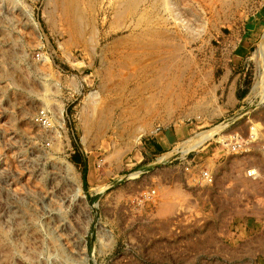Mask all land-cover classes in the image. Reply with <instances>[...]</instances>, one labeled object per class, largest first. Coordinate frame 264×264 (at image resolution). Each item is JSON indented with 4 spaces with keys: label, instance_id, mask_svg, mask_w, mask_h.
Segmentation results:
<instances>
[{
    "label": "rangeland",
    "instance_id": "1",
    "mask_svg": "<svg viewBox=\"0 0 264 264\" xmlns=\"http://www.w3.org/2000/svg\"><path fill=\"white\" fill-rule=\"evenodd\" d=\"M71 1L0 0V264H264V0Z\"/></svg>",
    "mask_w": 264,
    "mask_h": 264
},
{
    "label": "built area",
    "instance_id": "2",
    "mask_svg": "<svg viewBox=\"0 0 264 264\" xmlns=\"http://www.w3.org/2000/svg\"><path fill=\"white\" fill-rule=\"evenodd\" d=\"M53 98V97H52ZM52 106L50 109L48 106L35 109L30 118L35 122V124L46 125L50 121V118H65L63 112L64 108L57 113ZM257 126L249 124L245 133L234 131L227 136H224L217 141L219 149L224 154H235V155H247L253 151L255 146L264 150V139L261 136L263 130V124L261 122L256 123ZM98 164V163H97ZM243 176L251 180H257L264 182V173L259 170L257 166L245 167L243 169ZM192 179L195 183L200 186L209 187L214 183L213 174L206 168H201L192 174ZM154 194V190L146 189L140 191L136 197V202L139 205L143 203H151ZM183 215L180 210L176 211L170 222V230H173L174 234H178L179 227L177 225L180 223V219Z\"/></svg>",
    "mask_w": 264,
    "mask_h": 264
},
{
    "label": "bare ground",
    "instance_id": "3",
    "mask_svg": "<svg viewBox=\"0 0 264 264\" xmlns=\"http://www.w3.org/2000/svg\"><path fill=\"white\" fill-rule=\"evenodd\" d=\"M71 1V0H70ZM73 1V0H72ZM72 1H71V3H72ZM142 0H116V4L118 5L117 6V8H119V10H123V9H128V8H133L134 6H136L139 2H141ZM144 1V0H143ZM142 1V2H143ZM158 1V0H157ZM59 2V1H58ZM76 2V1H75ZM93 2V1H92ZM161 2V1H160ZM163 2V1H162ZM56 3V2H55ZM63 3V2H62ZM71 3H69L71 6H72V4ZM164 3V2H163ZM75 4V3H74ZM66 5V4H65ZM162 5H164V4H162ZM165 5H166V2H165ZM67 6V5H66ZM70 6V7H71ZM61 7V6H60ZM74 7V6H73ZM138 7V6H137ZM63 8H65V7H63ZM70 10V9H69ZM71 10H72V8H71ZM74 10V9H73ZM128 11V10H127ZM126 11V12H127ZM131 11H132V9H131ZM131 11L129 12V13H131ZM135 11H136V8H135ZM134 11V12H135ZM67 12V11H66ZM133 12V11H132ZM69 13V12H68ZM71 13V12H70ZM118 13V12H117ZM136 13V12H135ZM119 14V13H118ZM128 14V13H127ZM134 14V13H133ZM68 15V14H67ZM71 15H74V14H71ZM121 15H125L124 17H126V16H128V15H126V13L124 14H121ZM132 15V14H131ZM136 15V14H135ZM66 16V15H65ZM119 16V15H118ZM134 16V15H133ZM79 17V16H78ZM77 17V18H78ZM120 17V16H119ZM122 17V16H121ZM67 19H68V17H67ZM74 19H76V18H74ZM79 19V18H78ZM144 19V18H143ZM77 21H79V20H77ZM69 22V21H68ZM68 22H67V24H68ZM72 22V21H71ZM74 24V23H73ZM80 24V23H79ZM74 28V27H73ZM79 28V27H78ZM76 30V29H75ZM72 31H74V30H72ZM78 31V30H77ZM262 51V50H261ZM261 84V86H262V83H260ZM261 88V87H260ZM256 91V90H255ZM260 91V90H259ZM258 91V92H259ZM264 104V95H261V105H263ZM228 125V123L227 124H224V125H221V126H224V127H226ZM210 133V132H209ZM204 135V134H203ZM228 135V133L227 132H223V136H221V137H224V136H227ZM205 136V135H204ZM210 135H206V137H204V138H202L201 140H200V142H198V144L196 143V144H191V146H189V147H187V148H189V150L190 149H192V148H194V149H196V147H198L199 145H201L202 143H203V141H204V139H206L207 137H209ZM201 137V136H200ZM220 137V138H221ZM211 138V137H210ZM209 139V138H208ZM188 142H186V144H184L185 145V147H186V145H188L187 144ZM183 145V146H184ZM182 148V147H181ZM188 151V149H182V151H180V153H182V154H184V153H186ZM161 158V157H160ZM236 165H233V167H235ZM232 167V168H233ZM240 171V170H239ZM237 173H238V171H237ZM236 173V175H238L239 176V173L237 174ZM238 176H236L237 178H238ZM245 179V182H246V178H244ZM241 181L243 180L242 178L240 179ZM247 180H249V179H247ZM240 181V182H241ZM244 181V180H243ZM243 181L241 182V184L243 183ZM251 181V180H250ZM247 183H248V181H247ZM246 184V183H245ZM249 184H251V183H249ZM248 184V185H249ZM253 185H255V184H253ZM248 187V186H247ZM250 187H251V185H250ZM252 187H254V186H252ZM250 189V188H249Z\"/></svg>",
    "mask_w": 264,
    "mask_h": 264
},
{
    "label": "crops",
    "instance_id": "4",
    "mask_svg": "<svg viewBox=\"0 0 264 264\" xmlns=\"http://www.w3.org/2000/svg\"><path fill=\"white\" fill-rule=\"evenodd\" d=\"M169 138V137H168ZM164 142L167 143V138H165V136H163ZM170 139V138H169Z\"/></svg>",
    "mask_w": 264,
    "mask_h": 264
}]
</instances>
